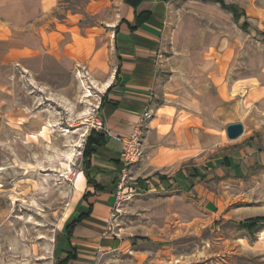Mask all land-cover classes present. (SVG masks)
<instances>
[{
	"label": "rangeland",
	"instance_id": "1",
	"mask_svg": "<svg viewBox=\"0 0 264 264\" xmlns=\"http://www.w3.org/2000/svg\"><path fill=\"white\" fill-rule=\"evenodd\" d=\"M122 1L61 0L55 17L78 14L79 25L101 28L104 41ZM239 2L253 26L242 32L230 23L229 112L209 122L212 144L201 140L188 160L157 171L173 176L197 169L205 176L189 191L147 192L135 189L128 170L105 229L119 247L93 250L88 264H264V223L254 234L236 226L264 217V124L255 123L249 96L258 86L253 78L264 77V40L256 30L264 29V16H256L264 0ZM69 69L30 77L12 68L0 76V264H57L60 258L57 239L74 203L87 139L102 133L94 129L99 83L86 66ZM233 123L243 133L229 140L226 127ZM222 157H230V167L205 166ZM145 158L143 148L133 167Z\"/></svg>",
	"mask_w": 264,
	"mask_h": 264
},
{
	"label": "crops",
	"instance_id": "2",
	"mask_svg": "<svg viewBox=\"0 0 264 264\" xmlns=\"http://www.w3.org/2000/svg\"><path fill=\"white\" fill-rule=\"evenodd\" d=\"M60 1L0 0V76L13 68L30 77H48L80 65L99 83L105 144L91 157L88 178L80 170L65 222L82 218L69 240L63 227L57 239L60 258L72 248L77 259L68 264H88L93 250L119 247V239L105 236V229L115 211L123 174L120 139L130 136L143 112L150 110L153 116L143 132L145 162L129 168L135 189L189 191L199 176H205L197 169L178 170L173 176L157 171L188 160L201 140L213 143L209 122L213 115L229 112L233 93L227 81L230 23L242 32L253 25L239 0H225L243 11L238 22L214 2L123 0L103 41L101 28L80 26L78 14L66 11L62 19L55 17L62 8ZM262 15L264 9L256 13ZM243 23L246 30L240 27ZM256 30L264 40V29ZM263 79L261 72L253 78L258 86L250 87L249 94L250 111L260 125L264 124V86L259 82ZM231 164L230 157H222L205 166Z\"/></svg>",
	"mask_w": 264,
	"mask_h": 264
},
{
	"label": "trees",
	"instance_id": "3",
	"mask_svg": "<svg viewBox=\"0 0 264 264\" xmlns=\"http://www.w3.org/2000/svg\"><path fill=\"white\" fill-rule=\"evenodd\" d=\"M202 2H214L220 5V7L224 10L229 11L235 22H238L243 16V11H240L239 8L235 5L232 4H226L225 0H200ZM240 27L243 30H246L248 25L247 23H243L240 25ZM264 37V33L262 34ZM104 102V97L101 100V105L102 106ZM99 109V108H98ZM105 144L104 141V133H96L94 131L91 132V135L87 139V144L83 153V172L85 173L86 177L88 178V173L87 169L91 166V157L97 153V151L102 148ZM199 178H203L200 177ZM82 216H79L78 218L70 221L67 220L63 226V232L65 236L67 237V240H69L73 226L75 223H78ZM264 223V217H254V218H249L246 219L243 222L237 223L236 226L241 229L245 230L248 234H254L259 228L260 225ZM77 259V254L75 249H70L69 251L65 252V255L63 258H59L57 260V264H68L70 261H74Z\"/></svg>",
	"mask_w": 264,
	"mask_h": 264
},
{
	"label": "built area",
	"instance_id": "4",
	"mask_svg": "<svg viewBox=\"0 0 264 264\" xmlns=\"http://www.w3.org/2000/svg\"><path fill=\"white\" fill-rule=\"evenodd\" d=\"M151 116L152 113L150 110H146L145 112H143L139 122L134 127L130 136L120 139V141L122 142V150L119 154V162L122 167L123 174L118 184V189H122L126 177V172L129 170V168L137 164L143 157V132ZM94 129L104 132L101 119L96 121Z\"/></svg>",
	"mask_w": 264,
	"mask_h": 264
},
{
	"label": "water",
	"instance_id": "5",
	"mask_svg": "<svg viewBox=\"0 0 264 264\" xmlns=\"http://www.w3.org/2000/svg\"><path fill=\"white\" fill-rule=\"evenodd\" d=\"M243 133V126L240 123L230 124L226 127V135L229 140H235Z\"/></svg>",
	"mask_w": 264,
	"mask_h": 264
}]
</instances>
